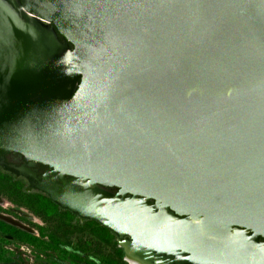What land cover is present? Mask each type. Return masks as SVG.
Instances as JSON below:
<instances>
[{
  "label": "water",
  "instance_id": "95a60500",
  "mask_svg": "<svg viewBox=\"0 0 264 264\" xmlns=\"http://www.w3.org/2000/svg\"><path fill=\"white\" fill-rule=\"evenodd\" d=\"M5 153L151 262L264 264V0H0Z\"/></svg>",
  "mask_w": 264,
  "mask_h": 264
},
{
  "label": "rangeland",
  "instance_id": "374dc122",
  "mask_svg": "<svg viewBox=\"0 0 264 264\" xmlns=\"http://www.w3.org/2000/svg\"><path fill=\"white\" fill-rule=\"evenodd\" d=\"M1 182L24 186L19 178L0 171ZM22 190L29 192L25 186ZM0 220L36 238L22 242L0 231V264H115L120 253L129 264L116 233L64 208L47 213L15 196L0 195Z\"/></svg>",
  "mask_w": 264,
  "mask_h": 264
},
{
  "label": "trees",
  "instance_id": "16d2710c",
  "mask_svg": "<svg viewBox=\"0 0 264 264\" xmlns=\"http://www.w3.org/2000/svg\"><path fill=\"white\" fill-rule=\"evenodd\" d=\"M53 26V25H51ZM55 29V27L53 26ZM55 32L58 36L59 39H63L61 35L58 34V32L55 29ZM69 46L72 47V45L68 42ZM17 183L9 184L7 182H1L0 185V195H3L8 198H14L17 197V199H20L21 201H24L28 207L35 208V209H40L44 212L47 213H52L55 211V208H63L61 207L57 202L53 201L47 194L38 192L34 188V190H31L30 192H25L22 190L24 187L22 186H17ZM68 210L70 213L74 214L73 211L64 208ZM96 223L100 224L98 221L94 220ZM102 225V224H100ZM107 231H110L107 227L102 225ZM0 231L4 233H8L15 238L21 240L22 242H29L33 243L36 238L30 235L29 233L22 231L20 229H17L16 227H13L9 225L8 223H5L4 221L0 220ZM58 233H60V230H57ZM122 254L120 253L117 259V262L115 264H126L121 260Z\"/></svg>",
  "mask_w": 264,
  "mask_h": 264
},
{
  "label": "flooded vegetation",
  "instance_id": "af4514ba",
  "mask_svg": "<svg viewBox=\"0 0 264 264\" xmlns=\"http://www.w3.org/2000/svg\"><path fill=\"white\" fill-rule=\"evenodd\" d=\"M49 167L39 162L26 161L18 153H5L0 155V171L8 173L13 177L19 178L24 186L29 190H38L36 188L39 178L49 171ZM112 192L116 189L112 188ZM38 192H42L39 191ZM44 193V192H42ZM46 194V193H45ZM75 215V212H73ZM79 216V215H78ZM126 254V253H125ZM180 264H191L190 262H181Z\"/></svg>",
  "mask_w": 264,
  "mask_h": 264
},
{
  "label": "bare ground",
  "instance_id": "6f19581e",
  "mask_svg": "<svg viewBox=\"0 0 264 264\" xmlns=\"http://www.w3.org/2000/svg\"><path fill=\"white\" fill-rule=\"evenodd\" d=\"M121 246L125 249V259L129 264H156L136 254L134 249L126 241H121Z\"/></svg>",
  "mask_w": 264,
  "mask_h": 264
},
{
  "label": "built area",
  "instance_id": "2783aa9c",
  "mask_svg": "<svg viewBox=\"0 0 264 264\" xmlns=\"http://www.w3.org/2000/svg\"><path fill=\"white\" fill-rule=\"evenodd\" d=\"M43 22H45V21H43ZM48 26H49V27H51V25H50V24H49ZM60 40H61V41H63L64 39H60Z\"/></svg>",
  "mask_w": 264,
  "mask_h": 264
}]
</instances>
